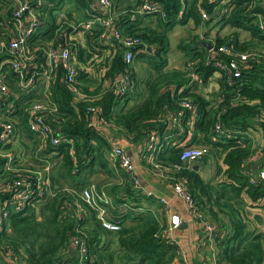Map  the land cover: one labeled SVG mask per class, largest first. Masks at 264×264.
<instances>
[{"label":"trees","instance_id":"16d2710c","mask_svg":"<svg viewBox=\"0 0 264 264\" xmlns=\"http://www.w3.org/2000/svg\"><path fill=\"white\" fill-rule=\"evenodd\" d=\"M21 1L30 5L36 3V0ZM43 1L45 3L41 13L46 11L45 4L47 6L52 4V12L56 7L58 8V4H63L66 0ZM75 1L82 7L90 9L89 3L93 0ZM148 1L162 7L165 12L166 20L157 16L165 32L177 25H185L188 20H193L197 27H201L203 23L216 21L217 24L229 25L237 31L248 32L258 42L264 41V29L260 28L264 18L259 19L262 14L264 16V8L258 0ZM200 3L208 12V20L202 18ZM14 6L10 0H0V37L5 25L9 26L12 21ZM223 9L228 12L223 13ZM118 14L114 26L123 30L125 21L127 19L131 21V18L120 12ZM57 29L58 26H54L52 30L38 34V39H41V42L44 39L51 40L55 37ZM102 31L99 26L98 31L86 33L84 43L67 42L73 48L74 58L79 64L87 65L90 61L94 66L96 65L94 58L102 59L107 48L96 43ZM125 33L142 42L132 50L134 54L140 52L134 59L145 58L157 75L154 81L148 84V96L140 106L131 110L121 107L132 99L129 91L137 81L133 68L125 62L124 48L119 43L120 50L113 57L107 59L105 57L100 62L101 67L106 60L107 69L101 74L100 80L101 83L115 81L129 68L132 73L131 84L126 92H121L119 89L99 97L102 85L94 92H90L85 84L91 81L89 74L86 69H81L78 82H85L83 88L87 94L85 98L76 97L61 73L51 83L47 92L35 91L21 96L23 103L19 106L28 103V99L32 101L35 97L48 96L56 105L57 114L62 121L58 124L53 119L52 125L71 143L65 141L57 147L51 146L50 151L59 153L61 158V177L58 174L52 176L50 189L52 195L48 199L27 207L21 213H12L9 216V230L4 229L0 233V247L3 250L0 249V255L9 261L4 255V250L12 249L15 253L23 255V259L28 264H75L76 253L71 256L70 249L72 239L78 237L87 248L84 264H172L174 262L175 248L167 244L164 238L166 227L151 211L145 209L139 212L143 210L140 204L142 201H139L142 192L133 188L129 174L122 169L120 163L115 161L116 172L111 168L112 147L107 138L94 129L91 116L87 113L89 107H95L100 110L101 117L107 123H112L133 142L143 141L152 134L160 136L161 149L155 154V164L157 163L162 170L169 167L178 168L179 171H175L174 175L178 179L186 180L185 186L198 211H207L213 221L220 223L214 233L219 264H264V235L250 231L244 216L245 197L255 204L264 203V181L253 186L244 174L245 170H248L247 161L257 152L253 140L249 137L251 134L248 133L255 130L264 132V61L239 63L240 71L237 76H233L232 85L227 82V73L216 66L219 60L228 64L235 59L219 53L218 50L222 46L229 47L237 53L256 52L260 56H264V53L254 51L249 43L241 44L238 33L233 34L232 37L215 40L212 44L213 52L208 51L207 43L202 44L195 40L192 45L184 46L188 63H194L193 73L204 83L208 82L215 72L222 74V93L216 102L217 105L212 106L211 102L191 94L186 88L187 72H166L168 50L164 35L150 29L138 28L136 25L125 29ZM58 36L64 43L68 40L62 32ZM30 41L33 43L34 38ZM146 45L152 49L150 55L145 54L148 52V48L145 49ZM41 54L38 63L44 62ZM9 58L11 57L7 52L0 54V65ZM12 76L13 74L9 73L6 77L8 85L12 89H17ZM185 99H191L198 109L192 130L189 131L193 140L187 146L180 147L179 143H172L176 142L174 139L166 142L165 134H177V131L170 126L168 116L179 113L182 110L180 104ZM9 119L12 117L9 116ZM218 121L235 133L233 139L223 142L214 136V125ZM191 147H206L209 149L207 156L222 161L225 169L220 167L218 183L205 182L198 172L181 161L184 150ZM4 166L5 160L0 158V180L7 177L3 175ZM261 170L264 168H259V171ZM97 172L104 175L107 181L99 185L96 191L98 190L101 195L104 194L109 199V203H103L99 197H95L94 203L89 205L83 199V192L90 188L91 177ZM66 176L79 178L71 191L62 183V178ZM0 196L5 198L8 194H0ZM145 200L147 201L146 197L143 201ZM37 205L40 206L39 211L36 209ZM78 206L81 208L78 209ZM102 212H105V217L109 220L119 223V231L112 232L103 227Z\"/></svg>","mask_w":264,"mask_h":264},{"label":"crops","instance_id":"0c3cea01","mask_svg":"<svg viewBox=\"0 0 264 264\" xmlns=\"http://www.w3.org/2000/svg\"><path fill=\"white\" fill-rule=\"evenodd\" d=\"M143 1L144 0H111L117 12H120L124 16H130L131 18V21L128 19L125 21L126 25L123 30L136 25L138 28L150 29L156 33L164 35L165 44L168 50L167 65L165 67L166 72H187L188 83L186 88L191 94L211 102L212 106L217 105L216 102L222 93V74L220 72H215L212 78L209 79L208 82L204 83L198 75L193 73L192 70L194 63H188L189 59L186 52L183 50L184 46L192 45L194 40L195 42L202 44H214L215 40L218 38L224 39L232 37L233 34L238 33V38L241 44L249 43L254 51L264 53V41L258 42L256 39L254 40L248 32L237 31L229 25L223 26L219 23L217 24L216 21L209 24L203 23L201 27H197L193 20H188L185 25H177L172 30L165 32L163 29L164 27L161 24V20L157 16L151 14H139V5L142 4ZM43 3L45 2L43 1ZM89 4L90 9H86L75 0H66L63 4H58V8L56 7L55 10L52 11L53 13L51 12V9L53 8L52 4H49L48 6L45 4L44 8L46 11L41 13L43 26L39 35L46 30H52L54 26H58L56 31L60 29V32L68 38V42L84 43L86 33L98 31L99 25L95 26L91 31H85L83 28L77 29L75 26L86 23L89 20H92V18L105 16V8L101 7L97 0H93ZM261 5L264 8V4ZM91 11H93V13H91ZM260 18H264L263 14L259 16V19ZM189 26L194 28L193 30L195 31L196 36L194 35V38L190 37V42H187V35L184 29ZM100 28L102 27L100 26ZM39 35H37L34 38V42L31 43L32 47L35 46L36 48L38 47V49H45L47 46L51 45L52 40L44 39V41L41 42V39H38ZM96 43L107 48L102 59H98L97 57L93 59L96 60V65L92 66L90 61L87 65L79 64L77 60L76 62L79 66V70L86 69L89 76L93 78L92 81H88L86 83L84 82L89 87L90 92H94L100 85H102L103 88L99 91L98 95L100 97L108 92L115 90L119 91V89L121 91L119 82L121 76H118L115 81L110 80L103 81L101 83L102 80H100L101 74H104L107 70L105 68L106 60L103 62L101 67L100 62L104 60L105 57L106 59L108 57H113L121 47L119 48V44L115 39H109V41L106 42L101 35L98 39H96ZM147 48L148 46L146 45L145 49ZM185 48L187 49V47ZM207 49L209 52H213V49H209V47H207ZM151 52L152 49L148 48V52L145 54L150 55ZM139 53H136L135 55ZM142 59L143 60L134 59L131 65L137 84L129 91L131 92L132 99L124 106H121L126 110L134 109L145 101L148 96L147 86L150 82L154 81L157 76L156 72L149 66L146 59ZM43 64L44 62L39 63L40 66ZM80 83L83 91L85 85L82 81H80ZM30 89L32 92L25 90L24 88H11V93L7 101L0 104V121L6 118L4 115L7 112H10L8 116L12 117L13 122L15 121L14 125L16 126L15 140L10 149L14 153L17 163L31 175L36 173L44 175V181L46 180L47 187L50 190L53 181L52 176L58 174V176L61 177V158L59 153L50 151L52 147L47 140L32 136L28 133L26 121L29 103L19 106L23 103L21 96L31 94L35 91L38 93L42 91L43 93L46 92L44 85H40L35 88L31 87ZM83 94L87 97V94L84 91ZM85 97L78 98L82 99ZM8 106L10 107V111L7 110L9 108ZM196 117L197 114L192 116L189 115V117L186 118L187 121L184 122L186 126L183 125V130L180 132L175 130L169 122L170 126L177 131V134L173 135L172 133H166L165 141L170 142L174 139L176 142L172 143H179L180 147L187 146L193 140L190 132ZM91 123L94 129L107 138L108 143L112 147L111 168H113L115 172L117 171V169H115L117 167L114 164L117 162L113 160V150L117 148L123 149L125 154L130 157L133 163L137 166V176L140 191L142 192V195H140L142 198L140 197L139 201H142L140 204L143 208V210H140L139 212L145 211V209H147V211H151L166 228L170 224L172 216L180 218V228L175 232L173 237L181 243L185 258L176 256L172 264H202L207 260H218L214 236L211 238L207 236L204 232L202 222L197 219L195 215H193L187 201L179 197L174 192L172 184L170 183L171 173H169L168 170L156 169L155 167V154L161 149L160 136L157 137V145L155 149L151 150L148 137L144 138L143 141L133 142L127 139L125 134L120 132V130L112 123H107L106 121L105 124H102L100 121L96 120V118H92ZM187 132H189V134L185 136ZM250 134L251 136L249 137L253 140L257 152L253 158L247 161V168L257 173L259 168H264V132L261 130H255L248 133V135ZM189 166L194 171L198 169L196 172L200 174L205 182L215 180L216 176H218L220 167H222L223 170L225 169L222 161L213 156H207L205 160L202 159L201 161L194 162ZM203 166L206 167L205 172L202 170ZM78 180V177L66 176L62 178V183L67 190L71 191L72 187H74V184L76 183L75 181ZM105 181H107V178L97 172L91 177L89 186L90 188H93L97 194L101 195V193L98 192V190L96 191V189L99 185L105 183ZM144 196L147 198V201H143L145 199ZM244 199L246 202L244 216L248 223L249 230L256 231L264 235V203L259 202L255 204L246 197ZM161 200H165L167 204L163 205ZM201 213L204 215V219L215 223L214 225L216 226L217 231L220 223L213 221L207 211ZM0 264H9V261L5 260V257L3 258L2 255H0Z\"/></svg>","mask_w":264,"mask_h":264},{"label":"built area","instance_id":"2783aa9c","mask_svg":"<svg viewBox=\"0 0 264 264\" xmlns=\"http://www.w3.org/2000/svg\"><path fill=\"white\" fill-rule=\"evenodd\" d=\"M209 2H216L218 0H208ZM264 4V0H258ZM14 3L12 10V21L8 25H5V29L0 37V54L7 52L11 58L3 62L0 65V104L6 102L11 93V87L7 82V75L13 74L12 78L15 79L17 89L24 88L31 91V87L35 88L40 85H44L46 92L49 89L51 83L61 73L64 75L66 83L71 87L76 97H85L82 91L81 83L78 82L79 66L73 55V49L67 43L59 40V32L56 31L55 37L52 38L51 45L47 48H36L31 46V41L41 31L43 26L41 18V9L43 7V0H36L35 5H30L21 0H10ZM101 7L105 8V16L92 18L86 23L75 26L83 28L85 31H91L95 26L102 27V38L108 42L109 39H115L121 47L124 48V57L127 65H132L135 54L133 49L142 44L138 39H135L131 35H127L125 30L115 28L114 24L119 14L114 8L111 0H97ZM184 8V4L182 6ZM200 13L204 20L209 19L208 12L202 8L199 4ZM139 14H151L160 16L163 20H166V14L162 7L151 4L148 0L143 1L142 6L138 9ZM223 13H227L228 10L223 9ZM183 13V12H182ZM27 19V20H26ZM260 28L264 29V23H260ZM38 49V50H36ZM214 49V48H213ZM219 53L228 57H234L228 64L219 60L216 63L217 67L228 75L227 82L229 85L233 83V76H237L239 73V63L246 64L248 61H264V56L258 55L256 52L251 53H237L229 47L222 46L218 50ZM40 53L44 64L39 65L38 61ZM131 71L126 69L125 73L121 75L119 80L121 91H126L131 84ZM32 92V91H31ZM37 95V94H36ZM9 107V106H8ZM181 111L176 114L169 115V122L172 127L178 132L183 130L184 122L187 121L188 115H196L198 107L193 103L191 99H185L180 104ZM10 111V107L7 109ZM58 109L54 103L51 102L48 96L44 98L35 97L28 106L27 109V130L32 136L40 137L43 140H47L48 143L57 147L63 142L67 141L64 136L53 127L52 120L55 123L60 124L61 118L57 114ZM6 113V112H5ZM87 113L92 118L105 124L106 120L101 117L100 110L95 107H89ZM10 112L4 115L3 120L0 121V158L5 160L4 174L7 177L0 180V194L7 195L5 198L0 196V233L5 230H9L8 219L12 213H21L27 207H30L42 200L48 199L52 195L51 191L47 187L46 180L44 181V175L36 173L31 175L27 170L23 169L18 163L11 151L10 147L15 140L16 126L9 119ZM214 136L219 141H227L233 139L234 132L224 126L220 121L216 122L213 129ZM157 136L155 134L150 135V149L154 150L157 145ZM154 152V151H153ZM209 154V149L206 147H191L184 150L181 161L190 165L194 162L201 161ZM113 160L118 161L122 169H124L130 176L133 188L136 191H140L138 181V169L133 163L132 159L128 157L123 149L117 148L113 150ZM156 169L161 167L156 163ZM171 173L170 183L172 184L174 192L181 198L187 201L193 215L196 216L202 222L204 232L209 238L214 236L216 232L215 223L204 219V215L198 211L195 206L194 200L185 186L186 180L184 178L178 179L175 171H179L178 168L166 169ZM38 174V175H37ZM244 174L249 178V183L253 186H257L264 181V170L255 173L253 170H245ZM13 176V178H10ZM95 197H99L101 202L108 204L109 199L104 195H99L93 188H88L83 192V199L89 205L94 203ZM163 205H166L165 200H161ZM81 207L78 206V209ZM103 221V227L112 232L120 230L118 222H113L105 217V212L101 213ZM181 220L177 216H172L170 224L165 231L166 243L175 248L176 256L185 258L181 243L174 239L173 235L180 228ZM169 239V240H168ZM72 248L76 253V264H84V259L87 255V248L83 241L78 237L72 239ZM2 250V247H0ZM3 251V250H2ZM4 255L8 258L10 264H28L23 255L15 253L12 249L4 250ZM202 264H219L218 260L204 261Z\"/></svg>","mask_w":264,"mask_h":264},{"label":"rangeland","instance_id":"374dc122","mask_svg":"<svg viewBox=\"0 0 264 264\" xmlns=\"http://www.w3.org/2000/svg\"><path fill=\"white\" fill-rule=\"evenodd\" d=\"M193 29H194V28H191V26H189V27H187V28L184 29V31H185V33H186V35H187V38H186V41H187V42H190V40H191L190 37H193V38H194V35L196 36L195 31H194ZM189 38H190V39H189ZM182 43H183V42H182ZM184 43H186V42H184ZM89 77H90V79H91V81H92L93 78H92L91 76H89ZM30 101H31V99H28V100H27L28 103H29ZM205 169H206V167L203 166V167H202L203 172H205ZM216 182H219V176H216V179H215V180H211V181H210V183H216ZM39 208H40V206L37 205V206H36L37 211H39ZM75 264H76V263H75Z\"/></svg>","mask_w":264,"mask_h":264},{"label":"water","instance_id":"95a60500","mask_svg":"<svg viewBox=\"0 0 264 264\" xmlns=\"http://www.w3.org/2000/svg\"><path fill=\"white\" fill-rule=\"evenodd\" d=\"M206 46L209 47V49H213V45H212V44L207 43ZM197 170H198V169H196V171H197ZM73 254H74V249L71 248V249H70V255L72 256Z\"/></svg>","mask_w":264,"mask_h":264}]
</instances>
